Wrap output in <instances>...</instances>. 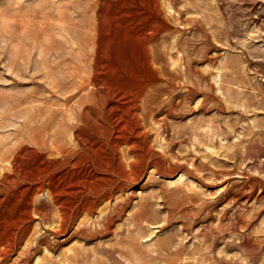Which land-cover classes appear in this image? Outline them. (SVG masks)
<instances>
[{"label":"rangeland","instance_id":"rangeland-1","mask_svg":"<svg viewBox=\"0 0 264 264\" xmlns=\"http://www.w3.org/2000/svg\"><path fill=\"white\" fill-rule=\"evenodd\" d=\"M140 22L162 24L154 64L162 79L145 98L174 102L164 130L172 164L127 188L123 212L106 224L105 202L79 213L90 195L70 183L59 155L28 140L37 133L48 144L44 134L61 119L96 144L98 124L126 107L130 76L153 77L128 39ZM18 138L27 140L13 151L25 173L0 177V264H264V0H0V146ZM36 171L55 186L27 198L20 181Z\"/></svg>","mask_w":264,"mask_h":264},{"label":"bare ground","instance_id":"bare-ground-1","mask_svg":"<svg viewBox=\"0 0 264 264\" xmlns=\"http://www.w3.org/2000/svg\"><path fill=\"white\" fill-rule=\"evenodd\" d=\"M94 1V0H93ZM19 4V3H18ZM102 4V3H101ZM103 5V4H102ZM104 6V5H103ZM104 8V7H103ZM116 8V6H115ZM34 9V8H33ZM123 9V8H122ZM2 10V9H1ZM7 10V9H5ZM4 10V11H5ZM40 10V9H39ZM121 10V7H120ZM124 11V10H123ZM114 12V11H113ZM5 13V12H4ZM117 13V12H116ZM120 13V12H118ZM121 14V13H120ZM10 15V14H9ZM24 15V14H23ZM94 15V14H93ZM103 15V14H101ZM100 15V16H101ZM127 15V14H126ZM13 16V15H12ZM122 16V15H121ZM124 16V14H123ZM108 17V16H107ZM127 17V16H125ZM7 18V17H6ZM128 18V17H127ZM112 19V18H111ZM54 20V19H53ZM110 20V19H109ZM112 21V20H111ZM134 21V20H133ZM148 21V20H147ZM151 21V20H150ZM130 22V21H129ZM139 22V21H137ZM131 23V22H130ZM160 23V22H159ZM159 23H149V22H140L136 25L131 26L130 34L128 35L129 42L131 44L132 51L140 50L142 55V61L140 62L141 65H145L146 67L151 68L153 70V77L147 78L142 77L144 75H131L130 77L132 80L130 83L124 87L123 89L120 86V89H122V93L120 92V95H124L128 97V103L126 107L123 109L121 108H111V111H117L120 112L119 114L115 113V115L111 116L107 123L104 121L101 124H98L97 131H96V144L94 143L95 140L89 141L83 139L80 134L78 133V130L73 124L66 123L65 120H59L57 125L59 126V129L57 131L44 134L46 140H48V144L44 140H42L41 135L37 133H33L30 136V139L28 142H34V145L41 146L44 149L50 151L51 153H56L59 155V163H61L63 168L66 169V171H70V174L68 177H70V183L72 185L77 186V190L79 188V191L81 194L85 193L90 195V200L85 201H79L75 208L76 210L80 211L79 213L83 212H90L96 205L101 204L102 202H105L104 207L100 210L102 211V214H105L102 217V223L106 222L111 218V214H121L125 207V200L122 199L120 196H123L125 194V191L127 188L135 185L142 175L144 173H148L147 170L152 169L154 173H160V164L162 165H171V142L168 138V135L164 134L165 130V124H166V118L168 117V114L165 113L166 111L170 113L171 110H174V102L165 104L163 103V107L160 108L159 106L161 102L157 103L149 98H145V96L149 97L151 96V92H156L157 89L154 88V81L161 80V74L160 70L157 69V67L154 66L159 59V53L160 51L158 49L157 44V37L158 33L162 30V24ZM107 24V23H105ZM117 26V25H116ZM166 27V26H165ZM119 30V29H118ZM128 30V29H127ZM166 30V29H165ZM10 32V31H9ZM113 32V31H112ZM117 32V31H116ZM115 33V31H114ZM125 33V32H124ZM122 34V33H121ZM108 35V33H107ZM116 35V34H115ZM123 35V34H122ZM127 35V34H126ZM119 37V36H118ZM122 37V36H121ZM160 37V36H159ZM110 38V37H107ZM113 38V37H111ZM123 38V37H122ZM162 38V37H160ZM105 39V38H104ZM93 41V40H92ZM124 41V39H122ZM110 43V42H109ZM22 44V43H21ZM122 44V43H121ZM124 44V43H123ZM41 45V44H40ZM71 45V44H70ZM122 46V45H121ZM118 46V47H121ZM126 46V45H125ZM40 47V46H39ZM108 47V46H107ZM117 47V48H118ZM124 47V46H123ZM114 48V47H112ZM127 49V48H126ZM104 50V49H103ZM106 51V50H105ZM117 51V50H116ZM126 51V50H125ZM104 53V52H103ZM126 53V52H124ZM130 53V51H129ZM139 53V52H138ZM165 53H169L171 55L175 53H171L166 51ZM164 54V53H163ZM42 56V55H41ZM105 57V55H104ZM38 59V58H37ZM138 59H141L138 58ZM185 59V58H183ZM162 61V60H161ZM106 62V61H105ZM104 62V65H105ZM163 62V61H162ZM167 62V61H166ZM107 63V62H106ZM184 63V62H183ZM101 64V63H100ZM103 64V63H102ZM163 64V63H162ZM161 65V64H160ZM165 65V63H164ZM182 65V64H181ZM117 66V65H116ZM130 66V65H129ZM129 66L127 68H129ZM132 66V65H131ZM159 66V65H158ZM171 66V65H170ZM183 66V65H182ZM115 67V66H114ZM118 67V66H117ZM120 67V66H119ZM162 67V66H161ZM160 67V68H161ZM165 67V66H164ZM181 67V66H180ZM116 68V67H115ZM121 68V67H120ZM163 68V67H162ZM166 68V67H165ZM169 68V66H168ZM131 68H129L130 70ZM144 69V68H143ZM148 69V68H147ZM171 69V68H170ZM62 70V69H61ZM100 70V69H99ZM116 70V69H115ZM162 70V69H161ZM174 70V69H173ZM184 70V69H183ZM126 71V70H125ZM133 71V70H131ZM163 71V70H162ZM168 71V70H167ZM172 71V70H170ZM182 71V70H180ZM185 71V70H184ZM149 72V71H148ZM112 73V72H110ZM134 73V72H133ZM140 73V72H139ZM173 73V72H172ZM171 73V74H172ZM184 73V72H183ZM166 74V73H165ZM164 74V75H165ZM168 74V73H167ZM88 75V74H87ZM180 75V74H179ZM84 76V75H83ZM123 76V75H122ZM127 76V73H126ZM167 76V75H166ZM165 76V77H166ZM45 77V76H43ZM183 77V76H182ZM42 78V77H41ZM109 78V77H108ZM116 78V77H114ZM113 79V81H116L118 79ZM169 78V77H168ZM177 78V77H176ZM171 79V78H170ZM78 80V79H77ZM60 81V80H59ZM71 81V80H70ZM109 81V80H108ZM73 82V81H72ZM87 82V81H86ZM122 82V81H121ZM127 82V81H126ZM125 82V84H126ZM158 82V81H157ZM164 82V81H162ZM175 82V81H174ZM68 83V82H67ZM78 86L83 87L85 85V81L82 79L78 80ZM128 83V82H127ZM159 83V82H158ZM156 83V84H158ZM167 84V83H166ZM165 84V85H166ZM170 84V83H169ZM176 84V83H175ZM65 85V84H64ZM67 85V84H66ZM116 85V84H114ZM119 85V84H118ZM164 85V86H165ZM171 85H173L171 83ZM98 86V85H97ZM111 86V85H109ZM188 86V85H187ZM91 87V86H90ZM112 87V86H111ZM114 87V86H113ZM123 87V86H122ZM156 87V86H155ZM160 87V86H158ZM178 87V86H177ZM69 88V87H68ZM186 88V85L185 87ZM88 89V88H87ZM96 89V88H95ZM115 89V88H113ZM161 89V88H160ZM178 89V88H177ZM192 87L187 88V92H192ZM170 90V89H169ZM76 91V89H75ZM86 91V90H85ZM84 91V92H85ZM120 91V90H119ZM174 91V90H173ZM78 92V91H77ZM171 92V91H170ZM80 93V92H79ZM83 93V91L81 92ZM107 93V92H106ZM116 93V92H115ZM153 93V94H156ZM152 94V97L154 96ZM175 94V92H174ZM181 94V93H180ZM187 94V93H186ZM63 95V94H62ZM79 95V94H76ZM99 95V94H98ZM182 95V94H181ZM171 96V93L170 95ZM112 98L114 97L111 96ZM116 97V96H115ZM114 97V98H115ZM118 97V96H117ZM116 97V98H117ZM176 97V95L174 96ZM115 98L114 102L117 103V99ZM160 98V95H159ZM172 98V97H171ZM178 98V97H177ZM110 99V97H109ZM176 99V98H175ZM174 99V100H175ZM112 100V99H111ZM157 100V99H156ZM161 100V99H160ZM168 100V98H167ZM171 100V99H170ZM179 100V99H177ZM75 101V100H74ZM101 101V100H100ZM104 102V101H103ZM107 102V101H106ZM117 103V105L120 104ZM165 102V100H164ZM178 102V101H177ZM59 105V104H58ZM113 105H115L113 103ZM123 105V104H122ZM166 105H169L170 108L166 109ZM65 106V105H64ZM86 106V105H85ZM109 106V105H107ZM111 106V105H110ZM63 107V106H62ZM122 109V110H119ZM49 110V109H48ZM88 111V110H87ZM106 111V110H105ZM109 111L108 113H110ZM179 111V110H178ZM75 112V111H73ZM73 112H70L71 115ZM90 112V111H89ZM113 112L111 114H113ZM64 113V112H63ZM66 113V112H65ZM107 113V111H106ZM90 114V113H89ZM75 115V113H74ZM159 115H162L159 117ZM70 116V115H69ZM109 116V115H108ZM72 117V116H71ZM34 118V117H33ZM92 119V118H91ZM94 119V118H93ZM99 122V121H98ZM91 124V123H90ZM89 124V125H90ZM84 125V124H83ZM85 126V125H84ZM86 128V126H85ZM96 128V127H95ZM80 129V128H79ZM91 129H93L91 127ZM72 131V135L71 134ZM83 131V130H82ZM86 132V131H85ZM90 132V131H89ZM95 132V131H94ZM152 132L155 134L154 138H150ZM88 133V131H87ZM87 135V134H86ZM94 135V133H93ZM40 136V137H39ZM66 136L71 137L69 140H65ZM159 136V137H158ZM161 137V138H160ZM14 138V137H13ZM88 138V137H87ZM86 138V139H87ZM90 138V136H89ZM152 139V140H151ZM12 141V140H9ZM15 143L9 147L8 149H3V147L0 148V159L4 160L7 164V166L2 165L0 168V177L3 179L7 173L12 169L17 175L24 174L22 173L23 170L19 169L18 166H16V155H14L13 151L18 149L19 147H27L25 139H16L14 141ZM1 143V142H0ZM158 144V146L161 147L162 151H159L155 148V145ZM173 148V146H172ZM20 149V148H19ZM18 149V150H19ZM39 149V148H38ZM144 149V151H143ZM21 151V150H20ZM29 151V150H28ZM100 151H105V153L101 154ZM26 152V151H25ZM30 152V151H29ZM28 152V153H29ZM31 153V152H30ZM49 153V155L51 154ZM23 154V153H22ZM20 153V155H22ZM44 154V153H43ZM48 154V153H47ZM109 155H111L109 157ZM23 156V155H22ZM83 156V159L81 157ZM24 157V156H23ZM30 157V156H28ZM53 157V156H52ZM19 158V157H18ZM22 159V158H21ZM33 159V158H32ZM41 159V158H40ZM53 159V158H52ZM22 161V160H21ZM25 161V160H24ZM58 161V160H57ZM23 162V161H22ZM39 162V160H38ZM56 162V161H55ZM1 163V162H0ZM26 163V162H25ZM30 163V162H29ZM28 163V164H29ZM36 163V162H35ZM174 163V162H173ZM20 164V163H19ZM27 164V166H28ZM32 164V163H31ZM30 164V165H31ZM39 164V163H38ZM47 164V163H46ZM45 164V165H46ZM44 166V165H43ZM52 166V165H51ZM49 166V167H51ZM56 166V165H55ZM21 167V166H20ZM25 167V165H24ZM29 167V166H28ZM34 167V166H32ZM58 166H56L57 169ZM79 167L81 170L76 171L75 168ZM141 167L138 171L137 169ZM173 167V166H172ZM165 168V166H164ZM170 168V166H169ZM46 169V167H45ZM25 170V169H24ZM28 170V168H27ZM44 170V169H43ZM165 170V169H164ZM26 171V170H25ZM33 171V170H32ZM31 171V172H32ZM34 172V171H33ZM63 172V171H62ZM46 173V172H45ZM53 173V172H52ZM51 173V174H52ZM12 174V173H11ZM60 174V173H59ZM13 175V174H12ZM16 175V174H15ZM48 174L40 173V171H36L34 174V179H32L31 182L28 180L22 179L20 182L25 184L26 186L22 189V191L26 192L27 198L30 197V194L40 192L42 190L43 184L46 183L49 187H54L55 182L53 183L54 186L49 182L48 177L47 179L43 180V177ZM50 176V175H49ZM57 176V175H56ZM10 177V175H9ZM15 177V176H14ZM13 177V178H14ZM32 177V176H31ZM67 177V176H66ZM11 178V177H10ZM56 178V177H55ZM58 178V177H57ZM2 179L1 182H2ZM5 179V178H4ZM7 179V177H6ZM66 179V178H65ZM52 180V179H51ZM60 180V179H58ZM62 180V178H61ZM60 180V181H61ZM6 181V180H4ZM9 182V181H8ZM19 182V183H20ZM58 182V181H57ZM69 182V181H68ZM67 182V184H69ZM5 183V182H4ZM66 183V182H64ZM6 184V183H5ZM4 184V185H5ZM57 184V183H56ZM62 184V183H61ZM71 184H69L71 186ZM11 185V183H10ZM21 185V184H20ZM6 186V185H5ZM19 186V185H18ZM46 186V187H47ZM61 186V185H59ZM2 187V186H1ZM10 187V186H9ZM64 187V186H63ZM6 188V187H5ZM69 188V187H68ZM74 188V187H73ZM8 189V188H7ZM17 189V188H16ZM19 189V188H18ZM47 188H45L46 190ZM51 189V188H50ZM62 189V188H61ZM60 189V190H61ZM72 189V188H70ZM5 190V189H4ZM44 190V189H43ZM2 191V190H1ZM21 191V192H22ZM58 191V189H56ZM66 191V190H65ZM75 191V190H74ZM42 192V191H41ZM54 192V191H53ZM18 193V192H17ZM16 193V194H17ZM20 193V190H19ZM44 193V192H43ZM49 193V192H48ZM52 191L50 192V194ZM66 193V192H64ZM69 193V192H68ZM71 193H73L71 191ZM76 193V191H75ZM47 194V193H46ZM56 194V193H55ZM61 194V193H60ZM80 194V193H78ZM23 195V194H19ZM25 195V193H24ZM49 195V194H48ZM54 195V193H53ZM86 195V196H88ZM52 196V195H51ZM55 196V195H54ZM59 196V195H58ZM57 196V197H58ZM61 196V195H60ZM72 196V195H71ZM74 196V195H73ZM85 196V195H84ZM16 197V196H14ZM39 197V196H38ZM62 197V196H61ZM64 197V196H63ZM62 197V198H63ZM83 197V195H82ZM37 198V197H36ZM35 198V199H36ZM46 198V197H45ZM60 198V199H62ZM65 198V197H64ZM79 198V196H78ZM118 198H121V200H118ZM126 198V197H125ZM18 198L16 197V200ZM56 200V198H54ZM52 200V202L54 201ZM84 199V198H83ZM89 199V198H86ZM15 200V201H16ZM20 200V199H19ZM23 198L21 199V201ZM33 200V199H31ZM40 200V199H39ZM49 200V199H48ZM64 200V199H63ZM63 200H59L62 202ZM79 200V199H77ZM76 200V201H77ZM112 200L114 201L113 203ZM14 201V200H13ZM30 201V200H29ZM42 201V200H40ZM45 202V200L43 199ZM51 202V200H49ZM23 202V201H22ZM56 202V201H55ZM59 202V203H60ZM75 202V201H74ZM25 203V202H24ZM35 203V200H34ZM41 203V202H40ZM43 203V202H42ZM47 203V202H46ZM49 203V202H48ZM58 203V201H57ZM67 203V202H66ZM70 203V202H69ZM20 203H18L19 205ZM37 204V203H36ZM45 204V203H44ZM51 204V203H50ZM53 204V203H52ZM51 204V206H52ZM26 205V204H25ZM35 205V204H34ZM59 205V204H58ZM64 205V204H63ZM102 205V204H101ZM100 205V206H101ZM42 206V205H41ZM47 206V205H46ZM60 206V205H59ZM67 206V205H66ZM144 208V211H146V206L142 205ZM20 207V206H19ZM26 207V206H25ZM28 207V206H27ZM33 207V206H32ZM30 206L29 208L32 209ZM44 207V206H43ZM48 207V206H47ZM50 207V205H49ZM64 207V206H62ZM73 207V205H72ZM35 208V207H34ZM37 208V207H36ZM51 208V207H50ZM48 208V209H50ZM67 208V207H66ZM66 208L64 210H66ZM39 209V208H38ZM42 209V208H40ZM63 209V208H62ZM99 209V208H98ZM97 209V210H98ZM23 213L27 212V209L24 210L23 207ZM37 210V209H36ZM33 210V211H36ZM56 211V209H54ZM60 210V209H59ZM63 210V212H64ZM75 210V211H76ZM17 211V210H16ZM30 211V210H29ZM42 211V210H41ZM40 211V212H41ZM104 211V212H103ZM32 213V211H30ZM29 212V213H30ZM59 212V211H56ZM61 212V210H60ZM93 212V211H92ZM21 212H19L20 214ZM24 213V214H25ZM28 213V212H27ZM30 213V214H31ZM36 213V212H35ZM38 213V212H37ZM66 213V212H65ZM99 213V212H98ZM33 214V213H32ZM31 214V215H32ZM44 214V213H43ZM59 214V213H58ZM56 214V215H58ZM68 214V213H67ZM91 214V213H90ZM100 214V213H99ZM28 215V214H27ZM34 215V214H33ZM74 215V214H73ZM24 216V215H23ZM41 217V215H39ZM37 216V217H39ZM66 216V214H65ZM70 216V213L69 215ZM72 216V215H71ZM79 216V215H78ZM30 217V215H28ZM73 217V216H72ZM75 217V216H74ZM115 217V216H114ZM18 218H20L18 216ZM17 218V219H18ZM27 218V217H26ZM31 218V217H30ZM63 218V217H62ZM61 218V219H62ZM69 218V217H68ZM9 219V218H8ZM11 219V218H10ZM14 219V217H13ZM12 219V220H13ZM16 219V217H15ZM14 219V220H15ZM32 219V218H31ZM40 219V218H39ZM50 219V218H49ZM75 219V218H74ZM25 220V219H23ZM30 220V219H29ZM46 220V219H45ZM64 220V219H62ZM16 222V221H15ZM23 222V221H21ZM42 222V221H41ZM64 222V221H63ZM67 222V221H66ZM110 222V221H109ZM6 223V222H5ZM70 223V222H69ZM4 224V223H3ZM11 223H8L10 225ZM24 224V222H23ZM22 224V225H23ZM40 224V222H39ZM67 224V223H66ZM99 224V223H98ZM6 225V224H5ZM12 225V224H11ZM18 225V224H17ZM26 226V225H25ZM107 226V225H106ZM105 226V227H106ZM5 227V226H4ZM98 227V226H97ZM104 227V226H103ZM20 228V227H19ZM24 228V225H23ZM99 228V227H98ZM6 229V228H5ZM96 229V228H95ZM103 229V228H102ZM7 230V229H6ZM23 230V229H22ZM58 231V229H56ZM55 230V231H56ZM98 230V229H97ZM8 231V230H7ZM16 231H18V227H12L10 230L9 235H12V237L15 236ZM51 231V230H50ZM3 232V231H1ZM21 232V231H20ZM24 232V231H23ZM4 233V232H3ZM2 233V234H3ZM57 233V232H55ZM1 234V235H2ZM20 234V233H19ZM3 235H6L3 234ZM23 235H20V237ZM10 237V236H9ZM25 237V236H24ZM32 238V237H31ZM34 238V236H33ZM11 239V238H9ZM15 239V238H14ZM17 239V238H16ZM20 239V238H19ZM1 240V237H0ZM13 240V239H11ZM2 241V240H1ZM0 241V242H1ZM18 241V240H17ZM7 242V241H6ZM11 242V241H10ZM4 243V242H3ZM1 243V244H3ZM5 245V243L3 244ZM14 245V243H13ZM10 247V245H7ZM3 247V246H2ZM5 247V246H4ZM32 247V246H31ZM37 248V247H36ZM1 249V248H0ZM11 249V248H10ZM6 250V249H5ZM3 251V249H2ZM11 251V250H10ZM9 251V252H10ZM32 251V250H31ZM12 252V251H11ZM27 252V251H26ZM28 254V253H27ZM31 254V253H30ZM1 256V255H0ZM27 256V255H26ZM30 258V257H29Z\"/></svg>","mask_w":264,"mask_h":264}]
</instances>
